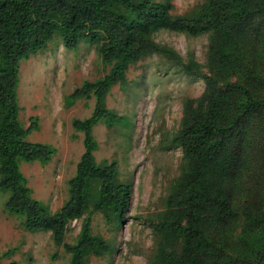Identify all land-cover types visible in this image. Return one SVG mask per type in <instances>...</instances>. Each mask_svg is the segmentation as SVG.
<instances>
[{"label":"trees","instance_id":"trees-1","mask_svg":"<svg viewBox=\"0 0 264 264\" xmlns=\"http://www.w3.org/2000/svg\"><path fill=\"white\" fill-rule=\"evenodd\" d=\"M172 9V0H0V191L10 194L6 209L24 217L25 230L51 232L71 254L70 264H90V255L110 250L93 234L90 216L77 241L65 242L67 226L89 210L93 189L92 212L123 221L129 211L132 186L119 180L117 161L97 163L93 130L102 121L121 120L106 107V97L127 83L132 65L156 53L177 58L154 41L163 30L211 38L208 72L199 73L194 61L185 66L205 89L186 101L173 139L184 166L165 211L152 223L159 236L153 264H264V181L258 176L260 168L264 173V0H206L191 16H175ZM55 35L68 50L83 40L99 45L102 61L112 67L68 96L70 103L94 97L96 104L91 117L73 121L84 133L85 152L67 202L52 213L33 198L21 162L46 165L56 150L28 140L40 127L36 117L28 128L22 125L18 87L21 62L45 50Z\"/></svg>","mask_w":264,"mask_h":264},{"label":"rangeland","instance_id":"rangeland-1","mask_svg":"<svg viewBox=\"0 0 264 264\" xmlns=\"http://www.w3.org/2000/svg\"><path fill=\"white\" fill-rule=\"evenodd\" d=\"M205 3L172 0V14L191 16ZM210 38V33L190 36L163 30L154 34V41L172 50L177 60L157 53L147 55L129 68L127 83L115 85L107 95L106 107L122 118L94 127L99 145L95 158L100 165L117 161L119 180L132 186V195L129 211L121 221L114 215L108 219L104 213L92 212L96 200L93 189L89 210L67 226L65 242L74 244L90 216L93 234L108 241L109 252L102 257L90 255V264H153L159 236L152 223H157L165 211L184 166L183 150L173 139L181 128L186 101L199 98L205 89L199 74L187 73L185 66L194 61L199 73L208 72ZM111 67L102 61L99 45L83 40L77 50H68L59 35L45 50L21 62V123L28 128L30 118L36 117L40 128L30 133L28 140L52 145L56 150L50 163L22 161L21 170L33 198L52 213L67 202L69 181L85 152L84 133L74 129L73 121L91 117L96 104L94 97L70 103L68 96L85 81L103 78ZM259 171L263 184V168ZM9 196L0 191V264H70L71 254L63 245L55 244L51 232L26 231L24 217L6 209ZM239 232L240 227L232 238L233 245ZM12 249L11 256L2 257Z\"/></svg>","mask_w":264,"mask_h":264}]
</instances>
